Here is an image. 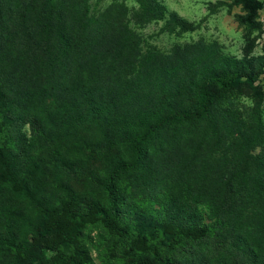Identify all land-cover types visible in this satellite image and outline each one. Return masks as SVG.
<instances>
[{"label": "rangeland", "instance_id": "374dc122", "mask_svg": "<svg viewBox=\"0 0 264 264\" xmlns=\"http://www.w3.org/2000/svg\"><path fill=\"white\" fill-rule=\"evenodd\" d=\"M57 29L77 40L68 56ZM234 71L259 78L228 90L207 81ZM45 85L92 87L106 100L130 95L128 116L170 104L190 108L200 90L210 91L216 131L208 121L162 129L147 144L144 167L118 185L121 223L154 240L157 222L181 209L219 215L225 226L199 242H158L161 257L173 264H264V220L242 210L251 194L224 186L240 168L257 167L250 156L264 149V0H0V95ZM124 155L89 133L56 147L33 119L1 117L0 239L30 238L23 219L38 223L42 202L67 201L77 213L105 206L106 173ZM81 241L86 264H132L138 254L100 220ZM72 253L64 247L49 255ZM11 260L0 255V264Z\"/></svg>", "mask_w": 264, "mask_h": 264}, {"label": "trees", "instance_id": "16d2710c", "mask_svg": "<svg viewBox=\"0 0 264 264\" xmlns=\"http://www.w3.org/2000/svg\"><path fill=\"white\" fill-rule=\"evenodd\" d=\"M51 29V28H50ZM56 36L64 56H68L77 44V40L65 29H57ZM259 76L239 71L207 78L221 90H228L246 79L248 84H255ZM99 91L92 87L72 91L66 87L41 86L38 89L13 91L11 98L0 95V118L5 116L16 121L33 119L40 124V131L48 142L62 147L73 142L78 135L89 133L93 137L105 139L109 151L122 149L124 158L115 162L107 171L103 183L105 206H88L77 213L71 203L63 201L60 207L39 203L40 221L34 223L24 218L30 238L19 243L0 239V255L11 254L9 264H86L87 255L81 241L86 227L97 220L117 234L133 247L137 256L130 260L132 264H173L161 257L158 242L174 248L184 240L199 242L218 226H225L221 216H206L203 211L194 209L187 214L181 209L180 214L168 216L156 224L158 236L150 240L148 235H135L121 223L122 209L118 185L127 176L138 173L148 158L147 144L165 127L177 125H195L204 121L212 123L215 97L208 90H200L196 103L190 107H177L173 104L156 109H141L131 116L124 115L123 107L130 95L123 99L106 100ZM250 164L257 167H244L234 176L226 177L224 186L246 187L251 194L250 200L243 199L242 210L259 212L264 220V149L258 154H251ZM7 174L12 170L6 165ZM0 178V187L4 181ZM254 183L246 182L252 181ZM259 202V205L256 204ZM70 247L69 256L49 255ZM256 261V253L248 252ZM144 254H150L145 257Z\"/></svg>", "mask_w": 264, "mask_h": 264}]
</instances>
